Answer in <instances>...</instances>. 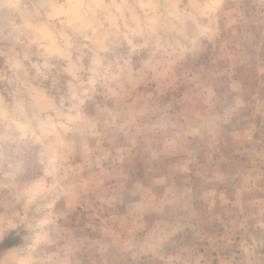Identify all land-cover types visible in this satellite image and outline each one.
Wrapping results in <instances>:
<instances>
[{
	"label": "clouds",
	"instance_id": "clouds-1",
	"mask_svg": "<svg viewBox=\"0 0 264 264\" xmlns=\"http://www.w3.org/2000/svg\"><path fill=\"white\" fill-rule=\"evenodd\" d=\"M0 264H264V0H0Z\"/></svg>",
	"mask_w": 264,
	"mask_h": 264
}]
</instances>
